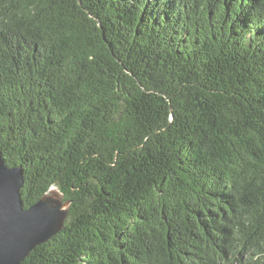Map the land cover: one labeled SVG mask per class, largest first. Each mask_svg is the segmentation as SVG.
<instances>
[{
  "label": "trees",
  "instance_id": "16d2710c",
  "mask_svg": "<svg viewBox=\"0 0 264 264\" xmlns=\"http://www.w3.org/2000/svg\"><path fill=\"white\" fill-rule=\"evenodd\" d=\"M0 152L20 264H264V0H0Z\"/></svg>",
  "mask_w": 264,
  "mask_h": 264
},
{
  "label": "water",
  "instance_id": "95a60500",
  "mask_svg": "<svg viewBox=\"0 0 264 264\" xmlns=\"http://www.w3.org/2000/svg\"><path fill=\"white\" fill-rule=\"evenodd\" d=\"M21 166H8L0 152V264H20L29 253L61 232L68 201L45 194L23 207Z\"/></svg>",
  "mask_w": 264,
  "mask_h": 264
},
{
  "label": "rangeland",
  "instance_id": "374dc122",
  "mask_svg": "<svg viewBox=\"0 0 264 264\" xmlns=\"http://www.w3.org/2000/svg\"><path fill=\"white\" fill-rule=\"evenodd\" d=\"M48 194L52 195L54 198L58 199L61 201L62 195L60 191L58 190L57 186H52L51 189H49Z\"/></svg>",
  "mask_w": 264,
  "mask_h": 264
}]
</instances>
